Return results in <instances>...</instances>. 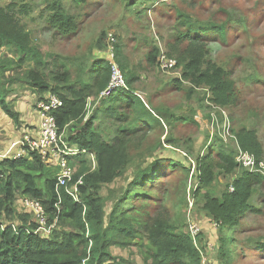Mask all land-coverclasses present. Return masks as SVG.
I'll return each instance as SVG.
<instances>
[{
  "label": "rangeland",
  "instance_id": "374dc122",
  "mask_svg": "<svg viewBox=\"0 0 264 264\" xmlns=\"http://www.w3.org/2000/svg\"><path fill=\"white\" fill-rule=\"evenodd\" d=\"M49 2L0 0V17L3 14L10 20L5 26L26 33L29 44L42 53L43 64L37 72L52 82V73L63 72L68 66L67 84L79 89L77 63L83 60L86 68L95 59L109 61L107 34L112 33L115 37L112 59L115 61L118 47L129 72L136 76L132 85L135 92L149 105L158 121L150 129L139 125L138 134L129 137L132 161L120 177L101 184L99 193L107 220L112 205L137 170L156 158L161 159L158 168H163L162 177L143 188L144 192L141 190L146 198L128 201L137 209L129 216L137 220L134 225L138 228V237L130 240L125 248L110 247L116 258L110 264H142L139 250L151 229L172 224L186 232L191 222L200 226L194 242L202 262L264 264V249L259 248L264 245V0H60L76 23V31L67 36L49 26ZM187 21H192V25L188 26ZM220 26L221 33L217 31ZM198 28L205 29L199 33L204 44L202 68L210 63L222 69L232 84L235 102L228 106L216 102L208 84H194L181 78L190 43L183 34L188 29L195 34ZM154 51L156 56L152 60L149 55ZM161 53L176 60V66L167 72L161 71L157 64ZM4 57L17 60L19 54H14L10 46L0 45V58ZM61 63L65 67H60ZM22 68L33 69L35 63H25ZM11 73L12 70L5 71L6 76ZM82 77L87 75L83 73ZM6 86L11 91L5 100L13 103L18 121H13L0 107V153L23 132L33 129L28 118L38 97L37 91L22 81L8 82ZM107 101L100 100L98 94L87 95L80 124L70 121L64 128V136L68 138L75 132L72 126H82L92 120L101 142H110L120 123L115 121L112 110L102 112ZM116 110L126 113L124 106ZM240 128L252 131L257 137L260 152L254 154L260 161L239 148L235 133ZM219 148L234 156L236 167L226 170L221 166L222 161L214 153ZM210 149H214V158L218 161L213 167L215 175L208 187L200 188L195 194L200 186L196 163ZM240 153L253 156V168L238 161ZM81 158L88 170L97 169L94 151L88 150ZM170 161L175 167L168 169ZM69 164L75 174L79 162ZM243 172L259 173L262 181L250 187V208L237 223L224 226L205 208L206 195L219 198L233 192V182ZM74 183L72 177L68 190L74 188ZM21 198L17 197L13 205L18 213L25 212ZM0 222L2 226L9 223L6 219ZM221 243L229 260L218 256Z\"/></svg>",
  "mask_w": 264,
  "mask_h": 264
},
{
  "label": "trees",
  "instance_id": "16d2710c",
  "mask_svg": "<svg viewBox=\"0 0 264 264\" xmlns=\"http://www.w3.org/2000/svg\"><path fill=\"white\" fill-rule=\"evenodd\" d=\"M49 9L47 20L50 27L66 36L76 31L73 17L60 0H50ZM5 22L10 20L2 14L0 45L12 47L14 54H19V58H0L1 109L13 121H18V112L14 110L13 103L5 100L11 91L6 85L8 82L12 84L22 81L37 91L35 102L43 99L46 93H53L61 99V107L54 111L59 132L64 130L70 121L80 124L86 96H97L108 85L109 61L95 59L86 68L83 60L77 63L81 80L79 89L67 84L69 68L62 63L60 67L64 66V71H54L50 80L52 82H49L37 72L43 64L42 53L29 44L26 33L13 27L7 28ZM191 23L192 21H187L188 26L192 25ZM217 29L221 33L222 27ZM204 30L200 29L194 34L193 30L188 29L183 34L190 43L187 48L188 62L183 66L181 78L189 79L194 84H208L214 92L216 102L221 106H228L235 102V93L226 73L210 63H206L202 68L204 44L200 42L199 33ZM155 53L154 51L149 55L152 60L156 56ZM31 61L35 63V68L24 70L22 66ZM115 61L123 72L125 85L111 95L102 110L104 114L107 110H112L115 121L120 123L114 137L110 142H101L91 120L82 126H72L75 132L67 138L70 144L94 151L97 157V169L94 171L88 170L85 162L81 160L85 154L69 159V162L78 161L80 164L73 176V182L79 178L82 181L77 184L78 201L65 187L56 188L57 168L46 165L38 153L32 152L15 159H0V221L6 219L9 222L4 226L0 222V264H110L116 262L110 247L125 248L130 240L138 237V228L134 225L137 220L129 216L130 212H137V209L130 206L128 201L146 198L141 194L144 192L143 188L162 177L163 168H158L161 159L156 158L137 170L129 186L112 205L107 220L99 191L102 183L120 177L126 165L132 161L129 155V137L138 134L139 125L143 124L150 129L158 121L149 105L135 92L132 85L136 76L129 72L118 47L115 49ZM73 65V68L76 67L75 63ZM6 70H12V73L6 76ZM83 73L87 77H82ZM179 85L180 81L177 79V87ZM122 106L126 113L116 110ZM235 135L242 151L250 152L254 156L259 154L258 140L252 131L240 128ZM213 152L214 149H210L196 163L200 186L195 190V194L200 188L208 187L214 178L213 167L218 161L215 160ZM214 153L226 170L237 166L232 154L221 148ZM256 159L260 161L258 157ZM167 167L169 169L175 165L170 161ZM262 178L259 173H241L233 182V192L224 193L219 198L206 195L205 208L213 219L222 225H234L250 208L248 199L251 195V185L261 182ZM17 197L39 200L42 203L48 216L47 224L52 225L49 234L36 232L38 224L31 214L18 213L15 210L13 205ZM143 244L145 245L141 244L139 250L142 264H202L200 251L188 230H179L172 224H160L151 229ZM223 244L219 245L218 256L220 259L229 260V254ZM259 248L264 249V245Z\"/></svg>",
  "mask_w": 264,
  "mask_h": 264
},
{
  "label": "built area",
  "instance_id": "2783aa9c",
  "mask_svg": "<svg viewBox=\"0 0 264 264\" xmlns=\"http://www.w3.org/2000/svg\"><path fill=\"white\" fill-rule=\"evenodd\" d=\"M109 41L108 53L109 57V82L106 88L101 90L98 95L100 100H107L117 90L125 85L124 75L119 65L112 59L114 56L115 37L112 33L107 34ZM158 67L161 71L167 72L170 68L176 66V60L168 57L165 53H161L158 60ZM88 102H91L88 98ZM36 109L40 114V123L34 133L23 132L21 136L12 140L4 152L0 153V159L18 158L26 156L32 152L38 153L41 160L48 166L57 168V184L56 188L65 187L72 197L78 201L77 184H81L79 178L74 184V188L68 190V186L72 180L74 170L70 168L69 159L74 156L85 154L88 150L78 147L76 144H70L64 136V130L59 132L54 111L62 105L61 99L53 94L48 93L43 99L36 102ZM238 161L247 168H253L255 160L248 153H240ZM253 171V170H252ZM21 205L24 211L31 214V217L38 224L36 232L49 234L52 225L47 224L48 216L44 206L39 200L30 198H21ZM188 232L195 240L200 233V226L196 222L188 225ZM83 263L85 260H82ZM202 264H209L202 262Z\"/></svg>",
  "mask_w": 264,
  "mask_h": 264
},
{
  "label": "crops",
  "instance_id": "0c3cea01",
  "mask_svg": "<svg viewBox=\"0 0 264 264\" xmlns=\"http://www.w3.org/2000/svg\"><path fill=\"white\" fill-rule=\"evenodd\" d=\"M35 104H36V102H35ZM33 107H34V108H33V113H32V115L29 116V118H28V123H29L30 127H33L32 130L27 131V132H30V133H34V132L37 130L38 125H39V123H40V114H39V111H37V109H36V105H34ZM26 117H27V116H26ZM20 136H21V135H20ZM25 212H26V211H25ZM27 213H28V212H27Z\"/></svg>",
  "mask_w": 264,
  "mask_h": 264
}]
</instances>
